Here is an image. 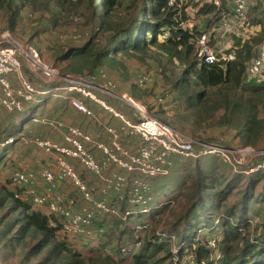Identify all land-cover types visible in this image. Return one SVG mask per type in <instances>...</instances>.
<instances>
[{"label":"trees","instance_id":"1","mask_svg":"<svg viewBox=\"0 0 264 264\" xmlns=\"http://www.w3.org/2000/svg\"><path fill=\"white\" fill-rule=\"evenodd\" d=\"M169 1L42 0L44 6L40 4L37 10H31L38 13V18L50 3L55 5V14L59 15L70 7L83 5L89 12L88 19L94 30L86 42L79 47L57 50L53 55L58 61L59 76L74 74L82 79L95 77L102 84L103 80L98 79L99 70L109 69L117 78L126 81L127 73L121 72L125 70L122 58H135L144 63L150 57L157 62V75L165 93L154 97L153 92L142 89L149 80L147 73L144 74L147 81L143 86L138 84L140 77L128 89L129 97L136 103H144L148 96L154 97V103L148 104V111L145 108L148 115L191 139L195 138L189 131L197 135L199 130L214 129L226 138L225 145L233 146L236 141V147L264 151V74L249 78L247 74V67L264 40V13L260 9V2L246 12L249 26L261 27L259 34L247 41H235L234 62L207 66L199 64L196 39L208 33L211 44L217 43L220 38H213L216 37L218 20L223 15L230 16L231 10L224 0H221L220 8L212 3L200 5L186 0L181 10L169 5ZM32 4L30 0H0V9L5 8L9 13L10 27L4 30L13 33L16 16L25 5ZM191 6L196 12L194 18L190 15ZM51 19L53 23L56 20L54 17ZM65 60H69L68 64L61 67L59 64ZM27 78L37 91L47 92L37 95L38 100L44 98L40 107L49 106L56 112L68 111L67 101L55 99L52 95L54 90H50L47 84L28 74ZM60 84L67 85L61 80V83L55 82L51 87ZM71 95L79 98L88 110L99 112L107 126L116 130L123 126L119 118L95 102L77 93ZM99 96L105 99L107 106L126 113L128 108L118 100L107 95ZM34 109L30 108L29 103L24 104L21 127L30 121ZM128 111L135 113L132 109ZM73 121L74 126L80 129L88 126L89 130L94 123L80 113ZM99 132L109 142L106 131L99 128L94 133ZM5 134L4 137L14 136V143L19 141L15 132ZM26 136L29 137L27 133ZM14 143L8 146L11 148L8 156L16 150ZM119 143L124 149L134 147V150H128L129 154H134L142 140L137 135H120ZM2 151L0 172L5 168L7 178L6 186L0 184V264H174L173 260H169L171 242H148L141 239L146 231L134 229L135 225L146 222L150 224L147 230L151 233L150 238L154 239L158 229H166L176 237L175 245L180 249L178 255L181 259L185 253L193 255L198 264H264V158L253 160L248 166L227 161L222 164L217 155L202 154L198 145L195 152L197 155L199 151V156L183 158L172 155L170 174L148 180L153 204L171 196V217L167 211L170 207L165 206L149 215L141 214L135 219H128L133 220V229L124 225L114 243L112 226L118 227L125 222L96 217L92 236V239L96 237V245L82 248L59 236L58 227L49 226V220L54 215H45L32 202H21L13 197L8 178L13 169L19 167L4 157L6 150ZM97 158L101 157L97 155ZM257 166L261 167L250 172ZM119 173L125 174L127 182L133 177L122 170ZM8 200H12V204H8ZM119 207L130 208L124 201L119 203ZM164 212H167L166 227L160 226L157 221ZM204 227L209 230L201 235ZM137 236L141 245L137 252L134 250L131 256H127L121 250L133 244ZM250 236H254L260 244L250 243ZM77 238L81 237L73 240ZM212 240L214 245L209 244ZM215 251L221 253L218 262L215 256L214 261L211 260Z\"/></svg>","mask_w":264,"mask_h":264},{"label":"built area","instance_id":"2","mask_svg":"<svg viewBox=\"0 0 264 264\" xmlns=\"http://www.w3.org/2000/svg\"><path fill=\"white\" fill-rule=\"evenodd\" d=\"M176 1L170 0L169 5H173L181 10L182 3H186V0H179L178 3ZM224 1L231 10V14L228 17L223 15L218 21L216 37L213 39L215 40L218 37L220 40L217 43L213 42L211 44L208 33L202 34L196 39L199 64L221 66L234 62L236 60L235 50L237 49L235 41H247L256 34L253 31V26H249L246 21V12L251 7V1ZM221 2V0L207 1V3H212L216 8H220ZM199 4L202 5L200 2ZM1 37L5 44H0V116L3 111L7 113L21 112L23 110V103L35 101L37 95L47 93L37 91L23 74L22 55L26 54L25 50L18 43L14 42L8 31H4ZM164 37L166 38V34ZM37 64L40 68L37 73L42 76L44 81L63 80L67 83L66 86L55 88L54 91L66 93L78 92L82 96L98 102L106 110L121 118L124 124L121 128L122 132L128 135L139 136L142 144L134 154H129L128 150H125L118 143L116 132L112 129H107L108 133L113 136V141L110 148L104 147L101 144L98 145L102 154L106 156L105 161L99 162L89 154L84 145L86 143L95 145L97 142H93L90 136L81 129L76 126H66L57 120L32 118L31 121L33 123H40L53 131L57 130L62 136L65 145L40 138L33 139L34 146L45 154L54 157L57 171L54 172L43 167L37 173L33 170L13 172L8 178L13 197L21 202H32L36 206H46L44 208L50 215L60 218L58 222L50 219L49 226L52 228L58 227V234L71 240L75 237H90L94 230L96 217H100L101 219L108 217L111 220L121 219L126 221L128 219H135L134 217L141 214L149 215L154 210H158L159 205L153 204V198L149 195L150 185L148 180L150 178L165 177L170 174L172 165L170 157L172 155L180 157L199 156V151L197 155L195 152V142L191 139V141L188 140L184 135L165 125H162L161 129L166 135L172 136L176 143L168 141L164 137L157 138L158 132H155L154 128L149 124L150 122H145V118L141 117L142 115L147 116L145 110L135 104L130 97L125 96V100H127L128 105L134 108L135 113L133 117L136 122L128 120L115 113L111 108L104 106L103 102L97 100L92 95L93 93L87 90L90 88L91 90L94 89L102 92V88L94 84L90 86L87 80L81 78L78 80L74 79L75 81L67 80L64 76H59L55 68L44 66L39 62ZM247 74L249 76L264 74V41L248 65ZM101 77L103 78L104 76ZM10 78L16 80V86L12 85ZM146 81L147 76H142L138 80L139 86H143ZM107 85L112 87L109 83ZM64 99H67V96H64ZM122 100L124 101V99ZM124 103L126 102L124 101ZM71 105L79 112L89 114V111L85 108L86 106L79 99H72ZM130 109L132 108L130 107ZM147 118L149 119V117ZM12 142L13 138L0 142V153ZM200 147L202 154L224 155L219 148L205 145H200ZM67 157L76 160L83 167L84 171L92 176L93 183L91 185H88L86 181L79 177L74 167L66 161ZM109 163L114 164V166L126 174H132L131 181L127 182L125 174L119 172L107 173L105 175ZM259 167L261 166L251 169L250 172ZM36 175L40 176L47 186V190L45 188L46 191L43 190L42 193H38V190L36 193ZM67 180L74 186L78 195L76 198H65V194L62 197L52 193L59 181ZM109 195L115 197L114 202L110 201ZM123 201L130 208L121 209L119 203ZM155 218H157V215ZM149 225V222L138 224L135 225L134 229L138 232L147 231L150 227ZM148 240V242H154L155 240L157 242H171V253L174 264L178 262L179 264H198L194 261L191 254L184 253L182 259L179 257L178 251L180 249L175 245L176 237L168 233V231L158 229L154 234V239L149 237ZM250 241L253 244H260L258 243L259 241L253 239ZM212 242H209V244L212 245ZM140 245L141 240L137 236L133 244L123 247L121 251L126 254L137 250ZM220 256V251L216 252L215 261Z\"/></svg>","mask_w":264,"mask_h":264},{"label":"rangeland","instance_id":"3","mask_svg":"<svg viewBox=\"0 0 264 264\" xmlns=\"http://www.w3.org/2000/svg\"><path fill=\"white\" fill-rule=\"evenodd\" d=\"M188 1L189 0H187V2ZM197 1L199 3V0ZM30 2H33V4L25 5L23 9L20 11V14L16 16L14 20V26H15L14 31H12L13 33L9 32L8 30H4V29H9L10 27L9 13H7L5 8L0 9V39L3 40L1 37L2 33L4 31H8L10 37L16 39L14 40V42L18 43L21 46V48L25 50L26 54L24 56L22 55L23 69L25 68L22 71L24 75L29 74L28 70L35 74L40 70L38 64L31 63L30 58L27 53L28 51H31L35 55V57L37 58V63L39 62L42 65L47 66V67H53V68L56 67L55 69H58L56 70L58 73L60 69L56 66L58 65V61L54 58L53 56L54 53L57 50L69 49L71 47H79L81 44L86 42L88 35H90L91 32L94 30V26L91 25L90 19H88L89 12L85 10V6L83 5L78 8L70 7L67 10L63 9L65 11H63L59 15V14H55V12H57L55 5L53 3H50L49 8L48 9L44 8L43 13L40 14L41 18L40 17L38 18V13L33 12L31 9L37 10L40 7V4L44 6V3L42 2V0H39V2H37V0H30ZM52 17H54L57 20V22L56 20H54V23H53L51 19ZM258 34H256L255 36H257ZM122 59L124 60L122 66L125 70H121V72L127 73L128 80L124 81V80L117 78L116 75L112 73L109 69L99 70L100 72L98 73V79L103 80L102 84H99L95 77H91L85 80H87L88 83H90V86L91 84H94L102 88V93L108 94L114 97L115 99L120 98L119 101H121L125 107H127L128 109H130L131 107L133 110L134 108L128 105L127 100H125V96L129 97L128 89L130 88L131 85H134L135 81H137L140 77L145 76L144 75L145 73L148 74L149 80L145 84V86L142 87V89L148 92H153L154 97L157 96L158 94L165 93L164 85H162V81L159 75H157L158 74L157 62L154 59L149 57L145 59L144 63L139 62L135 58H130V59L122 58ZM68 62L69 60H65L63 61L62 64H59V65L61 67H65L68 64ZM63 76L67 78V80L80 79V77L74 74H65ZM101 76H104V77L102 78ZM248 78H249V75H248ZM57 81L58 80H52V81H46V82L53 83ZM108 83L112 87L108 86L107 85ZM50 90H55V88L50 89ZM87 90H89L91 93L93 92V90H91L90 88ZM53 92H55L52 94L55 96V99H60L59 94H61V92L60 91H53ZM154 97L153 98H151L150 96L146 97L147 100H144V103H136L135 101L134 102L135 104L142 107L144 110L147 109L148 111V107H149L148 104L154 103L153 102ZM122 99H124L126 103H124ZM60 100L65 101L63 99H60ZM30 104L31 103H29V105ZM70 106L71 105H69V103L66 102V107L70 108ZM71 108L73 107L71 106ZM85 108L87 109V107ZM141 117L145 118L144 120L145 122H150L149 124L154 128L155 132H158L157 138L164 137L168 141L170 140L176 143L174 139L172 138V136L166 135L164 131L161 129V126L165 125L166 123H164L163 121L159 122L160 120L158 121L157 119H155L154 117L148 114L147 116L142 115ZM147 117H149V119ZM95 122H96V126H100V125H97V121ZM32 125L33 124L30 121L23 124L21 133L25 134V132H33L31 131ZM165 126H167L168 128H172L168 124H166ZM120 130H117V131L121 132ZM197 133H198L197 135H194L189 131V134L194 136L193 138L195 139H191L192 137H189V136H187L188 138L186 136L184 137L187 138L188 140L190 139L193 140L195 142V145H194L195 147L196 145H198L199 147L200 145H203V146L205 145V146H210L214 148H219V150L222 153H224V155L218 156L221 159L220 160L218 158L220 163L222 164H224L227 161L234 165L248 166L253 160L264 158V151H254L251 148L242 149L240 147H236L237 146L236 141H234L233 146L225 145V143L227 144L226 138L217 134V130H214V129L205 130V131L199 130ZM120 135H122V133ZM15 148L16 150L14 152H11L12 155L10 154L7 157V159L10 160L11 164L15 166L16 165L19 166L21 164L22 166L23 165L25 166L27 164L31 165V163H33V160L35 162L38 158L44 157L41 155H37L36 153L37 150L35 149L36 151L33 152V156L36 159H33V157H31V155L27 152L30 149V147L28 146H25L24 150H19L18 146H16ZM20 148H22V146H20ZM128 149L129 147H127L125 150H128ZM24 152H27V153L22 155ZM208 155L214 156L215 154H208ZM187 157H195V156H187ZM38 161L39 160H37V163ZM6 178L7 176L5 173V168H3V170L0 172V182H1L0 184H2L3 186H6V183H5ZM169 197L171 196H166V197L161 198L160 201L157 202L156 204L159 205V209H163L165 206H169L170 208H168L167 211L169 213V218H170L171 209L173 208L171 207V205L173 204V201ZM7 203L12 204V200H8ZM164 213L165 214L163 216L161 215L157 219V221H159L160 226H165V222L167 219L166 218L167 212H164ZM124 225L131 226V223L130 222L122 223L116 228V230L114 231L115 233L113 236V243L115 241V237L117 236L118 232L124 227ZM167 226H168V223H167ZM208 230H209L208 227H204L201 235L206 233V231ZM165 231L167 230L165 229ZM258 231H260V228L258 229ZM150 234H151L150 232H147V231L144 232L142 234L141 239H145L147 241L148 238L150 237ZM85 241L87 242V244L83 243L82 248H86L90 243L89 240H85ZM214 243L215 242L213 241L212 245H214ZM170 254H171V257L169 258V260L171 261L172 253ZM154 256L156 255L154 254ZM193 259L195 261L194 257Z\"/></svg>","mask_w":264,"mask_h":264},{"label":"crops","instance_id":"4","mask_svg":"<svg viewBox=\"0 0 264 264\" xmlns=\"http://www.w3.org/2000/svg\"><path fill=\"white\" fill-rule=\"evenodd\" d=\"M193 1L198 2L197 0H193ZM207 1L208 0H199V2L201 4H203L204 2L207 3ZM250 1H251V3H250L251 7H255L256 6V3L257 2H260V9L264 13V0H250ZM190 15H191L192 18H194L196 16V12L194 10V7H192V6L190 7ZM253 31L256 34H258L261 31V27H259V26L254 27L253 26ZM2 41L3 40L0 39V44L1 43L5 44ZM22 70H23V62H22ZM28 73H29L28 75L32 76L36 80L38 79V81L47 84L48 85L47 86L48 88L53 89V87H51V85L54 84L55 82L48 83V82H46V81L43 80V78H42V76L40 74H38V75L37 74H32L29 70H28ZM26 77H27V75H26ZM10 80H11V83H12L13 86H16L17 85V82H16V80L14 78H10ZM56 83H61V80H58ZM64 86H66V85H61L60 84V86L57 85L54 88H62ZM53 93H55V92H53ZM72 93H77L78 94V92H68V93L61 92V94H59V96H60L59 98L67 101V103H69V105H71V100L72 99H77V100L79 99V98L74 97L73 95H71ZM92 93L94 94V96L96 97L97 100L103 102L104 106H107L105 104V101H104L105 99L104 98H101L99 95L100 94L101 95H107V96H110V95L104 94V93L100 92L99 90H94V89H93V92ZM64 96H67V99H64ZM80 96L83 97V98H85L81 94H80ZM54 98H55V96H54ZM112 98H114V97H112ZM41 99L43 100L44 98H41ZM41 99L38 100L37 99V96H36V100L35 101L28 102V103H31L30 104V108H33V107L35 108L34 111L31 113V117H30L31 118L30 119V122L33 124L32 125V128H31V131H33V132H25V134H22L21 133L22 132V127H21L20 123H21V120L23 119V115L22 114L24 112V104L25 103L22 104L23 105V110L21 112L7 113V112H4L3 111L1 113V116H0V142L6 140L8 138H14V136L4 137V136H6L5 132H9V133H14L15 132V136H17V138H18L19 141L17 143H14V139H13V142L11 144L14 143L15 146H18L19 150H24V147L25 146L30 147V149L27 152L31 155V157H33V159H36L33 156V152H35L36 150H37L36 151L37 155L44 156L43 158H38L37 159V160H39L38 163H37V160L35 162L33 160V163H31V165H28V164L25 165V166L24 165L22 166V164L19 165V166L16 165V167H19V169H13V171L11 172V174L13 172L19 171V170H21V171L22 170L23 171L33 170V171H35L37 173V171L40 168H43V167L44 168H48V169H50V170H52L54 172L57 171V168H56L57 166H55L56 165V161H55L54 157L51 156V155L45 154L42 150H40L36 146H34L33 139L40 138V139L48 140V141H51V142L59 143L61 145H65V143L63 141V138L60 135V133L57 132V130L53 131L52 129H50V128L46 127V126H43L40 123H37V124L36 123H33L31 120H32V118H35V117H37V118H46V119L57 120V121H60V122L64 123L66 126H74L73 124H75V122L73 120L78 115V113L86 116L88 118V120H91L94 123L91 124L92 125V128L90 130H89L88 126H86L87 128L82 127L81 130L83 132H85L86 134H88L90 136V138L92 139V141L93 142H97V144L93 145L92 143H86L84 145H85V148L87 149V151L89 152V154H91L96 160L98 159L97 161H99V162L105 161L106 156L102 154L101 149L98 148V145L101 144L104 147L110 148L111 147V143L113 141V136L108 133L107 129H112V130H114L116 132V134L118 135L117 136L118 141H119V137H120V134L121 133H122V135L128 136V134L125 133V132H122V131L121 132H118L116 129L112 128L111 126H107L102 121V115L99 112L98 113H95V112H92V111L89 110V114L81 113L78 110H76L72 105L71 106L74 109L71 108V106H70V108L68 109L69 112L68 111H63V110H61L59 112H56V111H53L49 106H47L46 108L44 106L40 107V104L43 103ZM87 99H89V98H87ZM89 100L92 101L91 99H89ZM116 100L119 101L120 98L119 99H116ZM92 102H95V101H92ZM119 102H121V101H119ZM95 103L97 105L101 106L104 110H106L98 102H95ZM107 107L111 108L115 113H118L120 116H123L124 118H126L128 120H134V117H133L132 112L131 111L129 112L128 109H126V113H125V112H120L118 110H115L111 106H107ZM36 111H37V113H36ZM106 111L109 112L108 110H106ZM109 113H111V112H109ZM111 114L114 117L119 118L118 116H115L113 113H111ZM119 119L121 120V118H119ZM95 121H97V125H100V126H96V122ZM77 128H79V127H77ZM99 128H102V130L106 131V133L109 136V142H106V138L100 132L99 133H94ZM84 129L86 131H84ZM89 131H92V132H89ZM62 132H64V130H62ZM26 133L29 135V137L26 136ZM30 134H33L34 136L31 137ZM130 136H135V135H130ZM139 139H140V137H139ZM11 144L7 145L3 149V151L6 150V153L4 154V157L5 158L8 157V154H9V152L11 150V148H9L8 146H10ZM20 146H23V147L20 148ZM131 149L134 150V147H132V148L130 147L128 150H131ZM27 152H24L22 155L26 154ZM97 155H99L101 158H97ZM23 161H24V159H23ZM66 161L70 165H72V166L75 167V170H76L77 174L79 175V177L81 176L82 180L86 181L88 185H91V183H93V182H91L92 181V179H91L92 176L90 174H88L87 172H85L84 169H83V167L76 160H74L71 157H67L66 158ZM107 169H108L107 170V173L108 174H111V173H115V172H119L120 171L118 167H116V166H114V164H110V163L108 164ZM35 187H36V193H37V190H38V193H42L43 190H45V188L47 190V186H46L45 182L38 175H36V185H35ZM52 193L55 194V195H58V196H62V197H64V194H65L66 195L65 198H76L78 196L77 195V192H76V190L74 188V186L68 180L67 181H59L57 183L56 189ZM108 198L110 199L111 202H114L115 201V197L112 196V195H109ZM35 207L39 208L45 215H49V212L44 208L46 206H35ZM59 219L60 218L57 217V216H54V218H53V220L56 221V222H58ZM132 221L133 220H128V221H123V222H125V223L126 222H130L131 223ZM248 223H250L252 225L251 222L248 221ZM132 225H134V224L131 223V226H128V227L130 229H133ZM116 228H117V226H112V229L114 231L116 230ZM93 234H94V230H93V233L90 235V237H87V238H79V239L77 238V239H74V240L73 239L72 240L71 239H67V241L69 243H71L72 245H74V246H82L83 243H86L87 244V242L85 240H89L90 243H89V245L86 248L93 247V246L96 245V237H94L92 239ZM251 239L256 240V241H259V240L255 239L253 236H250L249 237V241ZM178 241H179V239H177V242ZM250 243H251V241H250ZM133 251L126 253L127 256H131V253L133 254L134 252H137L138 249L135 250L134 252ZM170 253H171V251H170ZM215 253H216V251L211 256V260H213V261H214ZM220 258H221V256L219 257V259L216 262H218L220 260Z\"/></svg>","mask_w":264,"mask_h":264},{"label":"bare ground","instance_id":"5","mask_svg":"<svg viewBox=\"0 0 264 264\" xmlns=\"http://www.w3.org/2000/svg\"><path fill=\"white\" fill-rule=\"evenodd\" d=\"M27 53H28L31 63L37 64V58L35 57V55L31 51H28Z\"/></svg>","mask_w":264,"mask_h":264},{"label":"water","instance_id":"6","mask_svg":"<svg viewBox=\"0 0 264 264\" xmlns=\"http://www.w3.org/2000/svg\"><path fill=\"white\" fill-rule=\"evenodd\" d=\"M13 40H16V39H14V38H12ZM156 119V118H155ZM158 120V119H157ZM159 121V120H158ZM159 122H161V121H159ZM163 123V122H162ZM164 124V123H163ZM166 125V124H165Z\"/></svg>","mask_w":264,"mask_h":264}]
</instances>
